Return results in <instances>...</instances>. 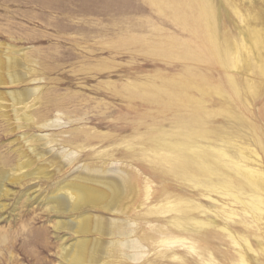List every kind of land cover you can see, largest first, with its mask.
Here are the masks:
<instances>
[{
  "label": "rangeland",
  "instance_id": "1",
  "mask_svg": "<svg viewBox=\"0 0 264 264\" xmlns=\"http://www.w3.org/2000/svg\"><path fill=\"white\" fill-rule=\"evenodd\" d=\"M210 1L220 39L240 38L245 23L240 21L235 8L243 15L264 13V0ZM156 8L150 0H0V56L14 55L13 49L20 50L15 55L27 65L28 71L35 70L19 84L0 85V92L36 86L42 103L35 108L36 112L34 109L35 116L44 113L49 119L60 116L61 122H69L43 132L14 130L12 109L0 107V165L10 170L17 164L14 150L23 143L19 139L23 131L52 134L57 139L70 136L67 131L81 128L95 134L93 146L86 149L68 146L71 150L68 152L76 150V154L67 156L69 161L66 160V167L60 172H56V165L47 168L51 179L28 178L21 183H6L10 193L0 198L4 205L0 208V264H60L62 238L70 242L75 235L57 230L54 225L58 220H70L81 212L112 216L91 206L78 212L56 213L50 209L47 198L57 184L85 172V164L91 166L95 175H110L112 170L126 167L127 160L122 155L125 151H149V136L153 131L174 130L178 116L189 115L196 109L193 106L188 112L178 111L162 105L159 90L172 88L174 82L189 81L191 105L201 102L202 108L219 112L230 103L241 115L242 123L220 113L208 117L211 126L237 135V142L247 147L246 151H258L264 164V146H261L264 145V75L252 73L246 67L227 71L209 61L201 52V37L192 35L190 29L179 26L171 16ZM255 22L252 20V24ZM256 23L262 26L263 20ZM186 47L198 51V56L183 57ZM227 73L233 74L243 88L248 80L254 79L260 84L259 95L236 98L230 91ZM206 85H221L231 97L213 92L204 95L200 88ZM99 152L114 153V160L119 163L104 164ZM45 163L38 160L32 169ZM145 167L149 169V162L144 158L130 167L141 170V182L147 173ZM155 180L156 187L161 188V181ZM196 192L188 190V196ZM131 200L128 197L125 202ZM212 241L216 247L231 252L226 240L213 238ZM257 242L253 238V243ZM143 261L144 258L138 263ZM260 261L264 264L263 256ZM252 264L259 263L253 260Z\"/></svg>",
  "mask_w": 264,
  "mask_h": 264
},
{
  "label": "bare ground",
  "instance_id": "2",
  "mask_svg": "<svg viewBox=\"0 0 264 264\" xmlns=\"http://www.w3.org/2000/svg\"><path fill=\"white\" fill-rule=\"evenodd\" d=\"M150 2L158 11L171 16L179 26L190 29L192 35L201 37L199 46L209 61L227 71L246 67L252 73L264 75V13L243 15L235 8L245 26L240 30V38L231 41L226 36L218 37L210 0ZM252 20H263V25L252 24ZM185 49L183 57L198 56V51ZM13 51L14 55L0 56V85L19 84L35 72L33 69L28 71L27 65L15 55L20 50ZM226 79L232 95L238 99L260 93V84L254 79L248 80L244 88L233 74L227 73ZM189 85L188 80L182 79L174 82L172 88L159 90L162 105L178 111L188 112L193 106L196 109L189 115L178 116L174 130L153 131L149 136V151H125L122 155L127 160L126 167L116 168L110 175H95L91 173V166L85 164V172L53 189L47 204L56 213L78 212L91 206L112 215L81 212L70 220L54 223L57 230L64 229L75 235L70 242L62 238L60 264H134L143 258L144 261L138 264H252L253 260L263 264L260 261L264 257L262 155L254 150L246 151L247 147L237 142L234 133L211 126L208 117L220 113L242 123L241 115L230 103L219 112L202 108L201 102L191 105ZM38 89L35 86L0 92V107L12 109L14 130L43 132L69 123L61 122L60 116L56 119H49L44 113L35 116V108L42 103ZM200 90L204 95L213 92L224 98L226 95L231 97L221 85H206ZM4 101L10 102L9 105L3 104ZM81 129L67 131L70 136L61 139L52 134L23 131L19 136L23 143L14 150L18 156L17 164L10 170L0 165V198L10 193L7 182L51 179L47 168L53 165H56V172L62 171L67 156L76 154V150L69 153L68 146L76 145L81 149L93 146L95 134ZM56 150L62 152L53 153ZM99 154H102L104 164L118 162L112 152ZM141 157L149 162L143 182L139 179L143 175L141 170L130 168ZM38 160L46 163L32 169ZM93 170L98 171L95 167ZM155 179L161 181V188L156 187ZM188 190L197 192L188 196ZM128 197L132 200L125 202ZM3 206L0 203V208ZM213 238L226 240L231 252L228 248L216 247ZM253 238L257 239L256 244Z\"/></svg>",
  "mask_w": 264,
  "mask_h": 264
}]
</instances>
